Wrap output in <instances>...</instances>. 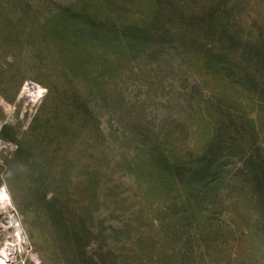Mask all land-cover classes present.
Listing matches in <instances>:
<instances>
[{"label": "rangeland", "instance_id": "obj_1", "mask_svg": "<svg viewBox=\"0 0 264 264\" xmlns=\"http://www.w3.org/2000/svg\"><path fill=\"white\" fill-rule=\"evenodd\" d=\"M156 10L0 0V245L12 214L27 238L13 264H264V95L163 44ZM231 13L264 41V0Z\"/></svg>", "mask_w": 264, "mask_h": 264}, {"label": "trees", "instance_id": "obj_2", "mask_svg": "<svg viewBox=\"0 0 264 264\" xmlns=\"http://www.w3.org/2000/svg\"><path fill=\"white\" fill-rule=\"evenodd\" d=\"M176 0H156L153 35L163 44L195 52L243 82L252 93L264 95V41L261 29L254 39L236 28L231 6L236 0H207L197 6Z\"/></svg>", "mask_w": 264, "mask_h": 264}, {"label": "bare ground", "instance_id": "obj_3", "mask_svg": "<svg viewBox=\"0 0 264 264\" xmlns=\"http://www.w3.org/2000/svg\"><path fill=\"white\" fill-rule=\"evenodd\" d=\"M6 145L7 143L5 141L0 140V149L6 147ZM9 206H11L10 196L6 190L0 188V213H3L8 210ZM9 219L10 227H13V234L11 235L13 246L0 245V264H13L15 262L16 255L15 249L25 248V246L27 245V238L22 235V227L18 218H16V216L12 214L9 216ZM32 259L36 260V257L32 256Z\"/></svg>", "mask_w": 264, "mask_h": 264}]
</instances>
